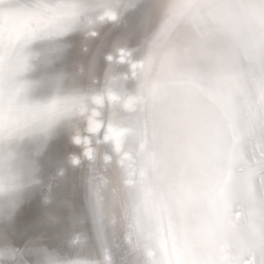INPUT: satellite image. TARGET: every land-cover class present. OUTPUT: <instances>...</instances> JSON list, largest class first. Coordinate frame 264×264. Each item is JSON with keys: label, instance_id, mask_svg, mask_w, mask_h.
<instances>
[{"label": "clouds", "instance_id": "9594fccd", "mask_svg": "<svg viewBox=\"0 0 264 264\" xmlns=\"http://www.w3.org/2000/svg\"><path fill=\"white\" fill-rule=\"evenodd\" d=\"M177 2L0 0V264H111L104 227L91 199L88 205L95 252L87 251L88 236L82 232L73 233L69 241L77 251L61 259L54 257L39 239L18 248L7 233L22 205L35 190L45 187L40 158L54 134L67 128L73 133L74 143H86L80 137L83 114L86 107L99 106L104 93L103 88L82 82L85 75L95 82V56L87 69L78 64L75 71L53 75L50 68L54 61L45 54L48 46L55 45L52 51L59 58L70 47L61 43L66 37L76 32L86 38L97 35L94 29L118 20L142 4L148 7L143 35L135 49L132 95L108 97L111 104L135 109V121L117 122L116 129L135 123V135L144 140L139 155L132 161L131 191L137 224L148 233L159 257L158 264L159 240L161 235H167L170 225L194 228L186 264H264V167L249 172L247 166L230 162L232 152L250 154L248 137L235 145L230 136L220 137L218 132L226 124L224 113L203 98L195 102L194 110L193 102L172 84L174 73L183 62L178 56L175 65H171L168 54L172 49L179 52L188 29L180 24L166 38L160 33L169 8ZM21 5L54 10L55 15L40 27L25 24L22 34L10 42V13ZM217 48L226 74H244L253 78L250 83L264 86V65L247 56L233 59L228 41L220 40ZM128 55L122 51L119 62L123 63ZM112 72L109 68L105 73V88L116 87ZM157 85L160 97L154 99ZM12 124L20 131L10 133ZM197 127L201 135L194 138L193 129ZM70 162L79 163L75 156L70 157ZM63 175L61 168L57 176ZM190 182H197L205 193L195 224L177 210L174 196L180 185ZM42 202L52 203L50 183ZM46 217L56 221L51 213H46Z\"/></svg>", "mask_w": 264, "mask_h": 264}, {"label": "bare ground", "instance_id": "6f19581e", "mask_svg": "<svg viewBox=\"0 0 264 264\" xmlns=\"http://www.w3.org/2000/svg\"><path fill=\"white\" fill-rule=\"evenodd\" d=\"M147 7L142 4L118 20L105 23L98 30L94 29L98 32L97 35L86 38L82 33L76 32L66 37L61 43L70 47L59 58L52 51L55 45L48 46L49 52L45 54L51 55L54 61L50 68L53 75L75 71L78 64H83L87 69L89 60L95 56V82L87 75L82 78V82L94 88H103L106 106L101 107V99L99 106L92 104L86 107L80 124V137L86 143H74L73 133L67 128L58 129L48 143L40 158L45 187L35 190L22 205L16 214L12 230L7 233L16 247L22 248L29 240L39 239L54 257L61 259L77 251L70 246L69 241L73 233L82 232L88 236L87 251L95 252L96 242L88 205L91 199L104 227L111 264H158L159 257L148 233L137 224L136 206L131 191L134 174L132 161L139 155L144 140L135 135V123L127 127L121 126L120 130L124 135L119 145L112 139L115 145L112 161L105 165L107 148L100 144L102 139L98 130L91 131L92 121L100 124L107 120L109 126L106 131L111 138L109 129L118 127L117 122L136 119L133 116L134 108L125 104H111L108 97L115 95L119 99L130 98L132 95L133 66L137 62L135 49L143 35L142 25ZM85 47L88 48L87 52L84 51ZM122 51L127 52L129 57L125 59L126 64H117L115 61L120 58L118 53ZM111 54L117 55L114 62L106 59ZM109 68L113 70L112 74L117 81L114 88H105V73ZM99 114L101 116L96 118ZM120 148L122 150L119 152ZM72 156L77 158L78 164L70 162ZM121 160L124 161V167L118 164ZM61 168L64 169V175L57 176ZM49 183L52 203L44 205L42 200ZM46 213H51L56 221L49 220ZM151 255L154 256L150 257Z\"/></svg>", "mask_w": 264, "mask_h": 264}, {"label": "snow or ice", "instance_id": "6c2138e0", "mask_svg": "<svg viewBox=\"0 0 264 264\" xmlns=\"http://www.w3.org/2000/svg\"><path fill=\"white\" fill-rule=\"evenodd\" d=\"M54 15V10L18 6L10 13L9 41L22 34L25 24L40 27ZM180 24L186 25L188 32L179 52L172 49L168 54L171 65H175L178 56L183 62L175 71L172 84L193 102L194 110L195 102L203 98L224 113L226 124L218 132L220 137L230 136L234 145L248 137L250 154L232 152L230 162L247 166L249 172L264 167V86L250 83L253 78L244 74H226L217 48L220 40L228 41L233 59L247 56L264 65V0H178L168 10L161 37L166 38ZM160 91L159 85L154 86V99L160 97ZM98 127L93 122L92 130ZM9 131L15 134L20 129L12 124ZM109 134L117 145L124 135L116 128H110ZM200 135L201 129L194 128L193 137ZM174 196L177 210L193 224L198 222L205 196L199 184H182ZM193 232L191 225H170L167 235H161L159 240L161 264H186Z\"/></svg>", "mask_w": 264, "mask_h": 264}, {"label": "water", "instance_id": "95a60500", "mask_svg": "<svg viewBox=\"0 0 264 264\" xmlns=\"http://www.w3.org/2000/svg\"><path fill=\"white\" fill-rule=\"evenodd\" d=\"M121 53H118V56L120 55ZM109 57H111V59H109ZM129 57V56H128ZM116 58H117V55L116 54H114V55H108V57H106V59H108V61H112V62H114L115 60H116ZM117 64H123V63H120L119 62V60H117V61H115ZM124 62V64H126V60H124L123 61ZM128 64V63H127ZM130 70V69H129ZM128 70V71H129ZM123 79H125V78H123ZM106 106V100L104 99V97H103V99H102V106L101 107H105ZM101 115L99 114L98 116H96V118L98 117H100ZM102 123H105V121H102ZM102 123H100V124H102ZM107 124H108V126H109V122L107 121ZM98 130V133H99V137L101 138L102 137V134H105V129H104V127L102 128V129H100V128H98L97 129ZM96 130V131H97ZM100 144L101 145H104V146H106V148H107V152H106V154H105V161H104V164L105 165H108L111 161H112V158H111V155L113 154V152H114V150H113V148H114V143H113V140H112V138H110L109 136L108 137H105V138H103V140L100 142ZM115 149V148H114ZM122 149L120 148L118 151L120 152ZM108 156V157H107ZM122 160H125V158H121ZM121 160V162L119 163L118 162V164L121 166V167H124V161H122ZM146 240V239H145ZM145 242V241H144ZM146 242H147V240H146ZM146 249L148 248V247H145ZM144 248V249H145ZM142 250V249H141ZM108 251V250H107ZM143 251V250H142ZM110 251H108V253H109ZM154 255H151L150 257H153Z\"/></svg>", "mask_w": 264, "mask_h": 264}]
</instances>
